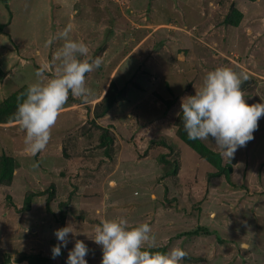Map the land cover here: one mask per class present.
I'll list each match as a JSON object with an SVG mask.
<instances>
[{"label": "rangeland", "instance_id": "1", "mask_svg": "<svg viewBox=\"0 0 264 264\" xmlns=\"http://www.w3.org/2000/svg\"><path fill=\"white\" fill-rule=\"evenodd\" d=\"M232 4L238 27L223 24ZM0 24V104L29 86L56 110L0 125L17 165L0 185V264H128L141 249H165L161 264H264V0H0ZM112 81L128 101L96 120L105 156L86 129ZM200 102L212 107L198 137L230 178L177 136Z\"/></svg>", "mask_w": 264, "mask_h": 264}, {"label": "trees", "instance_id": "2", "mask_svg": "<svg viewBox=\"0 0 264 264\" xmlns=\"http://www.w3.org/2000/svg\"><path fill=\"white\" fill-rule=\"evenodd\" d=\"M251 2H255L257 0H249ZM244 13L241 12L235 4H232L227 15L223 20V24L225 26L231 27H238L240 26L241 22L243 21ZM6 25L0 24V34L4 32ZM100 51H103L101 49ZM6 72L2 70L0 67V83L3 81ZM130 82V81H129ZM247 83L244 82L237 85L233 88L230 92L233 98H235L240 92H243L247 88ZM249 84V83H248ZM126 86L120 87L112 81L109 85V88L105 94V96L98 102L94 109H93V116L94 119L90 122L88 126L89 130L87 131V136L91 137L98 135V139L100 141L99 145H96L95 152L99 148L101 150L103 147L105 156L109 155V152L106 151L108 149V136L107 130L100 133L99 125L97 124L96 120L101 119L102 117L106 116L112 109L120 102L126 100L128 101V97L126 94ZM170 93L174 96L173 91L170 89ZM228 99L224 98L223 103H226ZM178 101L177 97L174 96L172 101H164L163 103L167 107V111L174 106V104ZM220 104H217V107ZM212 107L211 104L200 102V103H189L186 105L184 109L179 113L176 126L177 129V136L178 138L184 142L187 146L193 149L199 156L205 159L210 165L217 169V174H225L227 178H230L233 172L232 165L226 164L223 165L222 157L220 154L215 153L214 151L210 150L198 137V133L200 132L201 128L206 122L208 117V112ZM68 108V107H67ZM55 109L53 108L51 102L43 97L41 93L34 88L29 86H23L17 89L10 97L6 98L0 104V124H10L15 123L27 119H36L39 116L54 112ZM88 124V123H87ZM94 126V128L90 129ZM165 145V144H164ZM166 146V145H165ZM173 150V147L171 148ZM66 159H71L72 157L69 155V152L64 156ZM165 164L171 165V162L165 161ZM17 167L16 162L12 156H8L7 154H3L0 156V185L2 186H10L13 183L14 179V171ZM178 174V169L173 168L171 170H167L164 177L169 178L170 176H176ZM54 188V185L52 186ZM49 197L48 202H53L55 200L54 196V189L49 190ZM37 194H31L25 197V202L22 211H30L33 200ZM69 203H59L60 213L57 214L52 212L50 206L48 209L50 212L53 213L56 221L60 224V235L59 237L63 238L66 232V211H64V207L68 209ZM200 230L204 231L205 233L209 234L208 229L206 228H199V230H195L194 232L186 233V236L190 235H199ZM159 254H162L160 256ZM166 254L165 249H141L140 255L138 258H128V264H161L162 260ZM159 255L160 259H157ZM123 257H126V253H123ZM158 257V258H159ZM187 259V258H186ZM21 261H28L29 264H44L46 260H48L42 254H33V255H24ZM10 258L5 259L4 264H9Z\"/></svg>", "mask_w": 264, "mask_h": 264}, {"label": "crops", "instance_id": "3", "mask_svg": "<svg viewBox=\"0 0 264 264\" xmlns=\"http://www.w3.org/2000/svg\"><path fill=\"white\" fill-rule=\"evenodd\" d=\"M242 12V11H241ZM54 112H56V110L54 111ZM45 115H47V114H45ZM45 115H42V116H39L38 118H44L45 117ZM28 120H30V119H27V120H23V121H19V122H15V123H11L10 125H12V124H19L20 122H24V121H28ZM32 120V119H31ZM0 125H2V124H0ZM14 126V125H13ZM69 146V149H67V150H70V149H72L73 147L72 146H70V145H68ZM68 146H66L67 148H68ZM69 155H71V154H69ZM72 156V155H71ZM73 158V157H72ZM70 160V159H69ZM112 183V181L110 182V184Z\"/></svg>", "mask_w": 264, "mask_h": 264}]
</instances>
